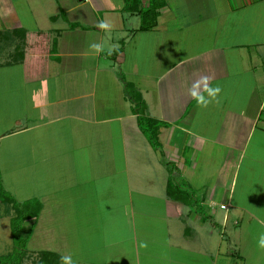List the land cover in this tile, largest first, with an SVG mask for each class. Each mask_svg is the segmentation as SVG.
Returning a JSON list of instances; mask_svg holds the SVG:
<instances>
[{
  "label": "crops",
  "instance_id": "crops-1",
  "mask_svg": "<svg viewBox=\"0 0 264 264\" xmlns=\"http://www.w3.org/2000/svg\"><path fill=\"white\" fill-rule=\"evenodd\" d=\"M164 1L139 31L127 0H0V34L26 32L0 35V182L42 203L29 244L46 212L85 221L97 259L84 264H264V0ZM205 77L221 89L206 107L191 95L199 82L207 97ZM125 82L169 124L162 151ZM12 213L0 198V221Z\"/></svg>",
  "mask_w": 264,
  "mask_h": 264
},
{
  "label": "trees",
  "instance_id": "trees-1",
  "mask_svg": "<svg viewBox=\"0 0 264 264\" xmlns=\"http://www.w3.org/2000/svg\"><path fill=\"white\" fill-rule=\"evenodd\" d=\"M165 6L164 0H150L147 8L141 7L140 0H127L125 12L135 13L141 16V25L139 31L152 30L157 25L158 12L157 10ZM17 37H24L25 30H17L10 33ZM10 34H0L6 39L11 37ZM20 34V35H19ZM19 35V36H18ZM56 44V43H55ZM116 50L114 55H117L120 51ZM125 89L133 104V113L137 115V121L140 130L146 136L150 145L155 151H162V144L160 142V132L164 127H168L169 124L156 120L146 115V104L139 92L132 89L130 84L125 82ZM173 183H170L169 194L172 193ZM182 192L186 189L182 185L176 186ZM173 198L175 195L172 193ZM0 198L3 203L12 205L14 210V216L11 219L12 237H13V251L11 254L0 257V264H23L28 257V245L32 238L35 224L26 225L30 220L39 218L42 211V203L39 200H29L23 203L17 202L12 195L5 191L0 183ZM35 255L40 256V260L36 264H61V256L51 251H40Z\"/></svg>",
  "mask_w": 264,
  "mask_h": 264
},
{
  "label": "rangeland",
  "instance_id": "rangeland-1",
  "mask_svg": "<svg viewBox=\"0 0 264 264\" xmlns=\"http://www.w3.org/2000/svg\"><path fill=\"white\" fill-rule=\"evenodd\" d=\"M56 10V7L52 9L50 12H54ZM58 12H54L52 16H60L62 13L59 11V8H57ZM49 10H47L48 12ZM63 17V15H61ZM4 35L8 34L5 33V31H2ZM13 35L10 34V37ZM8 37V36H7ZM7 44L6 42H4ZM3 53H0V61L1 60H7L8 57L12 56L10 55V51L3 50ZM6 54V55H5ZM8 55V56H7ZM9 59V58H8ZM13 75H17V71L13 72ZM4 104V101H0V113H3L5 118L10 117V114H7V108L9 109V106L4 105L5 110H2V106ZM11 110L13 111V107L10 106ZM14 116V114L12 115ZM25 153H19V154H13L12 162L15 164V168L18 170L23 171V175L26 173V161L21 159V156H24ZM9 157H11L10 153H6L5 159H2V165L4 167L7 166L8 162H11V160H7ZM143 162L148 161L147 156H143L141 159ZM13 177V176H12ZM16 178H12V180H15ZM1 180V175H0ZM4 181V179H3ZM13 182V181H12ZM213 182V180H212ZM1 183V182H0ZM4 185H2L3 189L5 190V187L8 188V183L4 181ZM11 186V185H10ZM101 186H103L101 184ZM190 190V189H189ZM6 191V190H5ZM193 191V190H190ZM10 195H14L12 192H8ZM135 199L138 203L139 197L138 195H135ZM17 201V200H16ZM197 205H200V200L195 201ZM6 204V203H5ZM199 209V208H198ZM201 215L205 214V209L200 208L198 210ZM56 212H46L45 215L41 217V221L39 223L43 224L40 225L39 231L37 232V236H35L34 240L28 245V257L25 259L23 264H36L40 260V256L35 255L37 252L34 250H54L57 249L60 253L62 251L63 255L70 256L72 258L73 264H84L82 261H89L92 262L93 259H97L96 256H94L93 252L91 251L90 247H87V241H88V231L86 230V224L85 221L82 224L83 225V231H76V218L75 216H72L71 218L66 216L65 218H62L60 220V216L57 217L55 215ZM14 213L6 214L3 219L0 221V257L3 258L6 255H9L13 251V237H12V227H11V219L13 217ZM11 216V218H10ZM205 216V215H203ZM73 218V219H72ZM208 218V217H207ZM58 219V220H57ZM67 219V220H66ZM85 220V219H84ZM80 223V222H79ZM48 229H53L50 232L44 233ZM220 234V232H219ZM231 235V234H230ZM224 240V239H223ZM55 242L56 245L60 246L61 248H55L53 243ZM62 246H61V245ZM229 244V243H228ZM77 245H79L81 248L78 249ZM62 249V250H61ZM231 258V260H230ZM233 259H236L235 257H229V260L227 261L228 264H234ZM237 263L235 264H243L238 259L236 260ZM226 262V263H227ZM62 264V262H61ZM98 264V263H97ZM221 264H225L222 262Z\"/></svg>",
  "mask_w": 264,
  "mask_h": 264
},
{
  "label": "clouds",
  "instance_id": "clouds-1",
  "mask_svg": "<svg viewBox=\"0 0 264 264\" xmlns=\"http://www.w3.org/2000/svg\"><path fill=\"white\" fill-rule=\"evenodd\" d=\"M99 26L101 28L109 27L107 23H103V22ZM95 47L97 48L98 51L100 50L99 45H96ZM204 84H205L204 90L207 93V97L196 90L199 89L200 87L199 82H197L196 85H194V90L191 92V95L196 99L198 104L206 107L209 103L212 102V100H214L217 97L221 89L219 87L216 88L209 87L207 85V77L204 78ZM258 244L261 248H264V234H261ZM61 260H62V264H73L72 258L70 256H62Z\"/></svg>",
  "mask_w": 264,
  "mask_h": 264
}]
</instances>
